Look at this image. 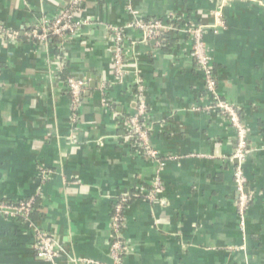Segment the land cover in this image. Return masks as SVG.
I'll use <instances>...</instances> for the list:
<instances>
[{
    "label": "crops",
    "instance_id": "obj_1",
    "mask_svg": "<svg viewBox=\"0 0 264 264\" xmlns=\"http://www.w3.org/2000/svg\"><path fill=\"white\" fill-rule=\"evenodd\" d=\"M69 2L0 0V25L17 34L0 33V202L39 205L34 219L0 214V264H51L37 257L40 231L56 264H112L115 202L138 191L124 211L120 264H264V0H83L88 25L75 37L29 36ZM129 6L181 29L167 45L147 40L127 28ZM218 11L223 27L203 41L217 92L247 129L243 217L236 132L211 107L184 32L214 26ZM72 78L87 84L77 106ZM139 98L155 158L128 139Z\"/></svg>",
    "mask_w": 264,
    "mask_h": 264
},
{
    "label": "built area",
    "instance_id": "obj_2",
    "mask_svg": "<svg viewBox=\"0 0 264 264\" xmlns=\"http://www.w3.org/2000/svg\"><path fill=\"white\" fill-rule=\"evenodd\" d=\"M83 0H70L69 5L66 9H63L60 14L53 20H46L42 25L37 26L34 30L29 33L31 38H36L43 42L48 41L50 37L57 36L61 38L75 37L88 22L78 18V11L82 5ZM225 3V2H223ZM130 14L134 18V23L127 26L135 25L142 29L145 33V39H157L162 36L164 32H178L181 28L175 27L173 24L168 25L160 20L144 21L140 19L138 13L133 11L130 6L127 8ZM217 22L213 25H198L196 26H185V33L192 38V49L191 56L196 61L199 69L205 80V89L211 94V107L219 110L229 121L230 125L236 132L237 146L235 152V158L239 161L240 166L237 167L235 178L238 191L241 195L239 200V211L242 217L245 215V211L248 205V198L244 194V186L246 178L242 170V164L247 159V129L238 113V108L234 104H231L221 98L217 92V81L214 77L213 66L210 61V57L207 54V50L204 45V34L210 29H218L223 27L224 22L220 19V11L216 13ZM119 34L120 30L115 29ZM0 33L5 34L9 38L16 37V33L10 32L0 25ZM115 72L118 76L123 75V65L121 54L116 55L114 63ZM86 81L82 79L72 78L68 80V91L71 93L74 99V105L77 106L82 94L86 89ZM136 112L129 119V136L128 139L133 140L134 144L143 150L146 155L155 158L154 152L151 150L148 139L147 127L145 119L147 116V107L145 102L139 98L136 102ZM74 125L79 123L78 117L75 116L73 119ZM160 192V180L157 179L154 185V191L148 195V199L152 200ZM129 198V197H128ZM34 199L23 203L19 206L9 205L0 203V214L10 216H24L29 220V214L31 205ZM127 201V197L116 200L114 206L113 215V241L111 243V258L112 264H120L123 253L127 251V246L122 238L123 226H124V202ZM53 240L50 235L40 231L37 237V243L35 246L37 257L43 261L51 264H56L59 254L54 250Z\"/></svg>",
    "mask_w": 264,
    "mask_h": 264
},
{
    "label": "trees",
    "instance_id": "obj_3",
    "mask_svg": "<svg viewBox=\"0 0 264 264\" xmlns=\"http://www.w3.org/2000/svg\"><path fill=\"white\" fill-rule=\"evenodd\" d=\"M162 37H163V39H161V42H162V43H163L164 39L167 37L166 45H167V43L169 44L170 41H173V40H171V38H170V37H171L170 32H164V33L162 34ZM51 40H52L53 42H55V41H60V40H59V37H57V36H53ZM137 148L139 149L138 146H137ZM139 195H141V193L138 191V192H136L135 195L131 196L130 198L127 199V201L124 202V204H123V206H124V211L126 210L125 208H127L128 204H129L132 200H134L137 196H139ZM31 199H34V200H33L32 205H31L29 218L34 219V218H36V217L38 216V207H39V205H38V201H37V197H35V196L32 197V198H28V199H25V200L19 201V202H13V201H10V200H2L0 203H5V204H9V205L19 206V205H21V204H23V203H26V202L30 201ZM17 218H18L19 220H23L25 217L19 215V216H17Z\"/></svg>",
    "mask_w": 264,
    "mask_h": 264
},
{
    "label": "water",
    "instance_id": "obj_4",
    "mask_svg": "<svg viewBox=\"0 0 264 264\" xmlns=\"http://www.w3.org/2000/svg\"><path fill=\"white\" fill-rule=\"evenodd\" d=\"M154 42V41H153ZM155 43V42H154Z\"/></svg>",
    "mask_w": 264,
    "mask_h": 264
}]
</instances>
